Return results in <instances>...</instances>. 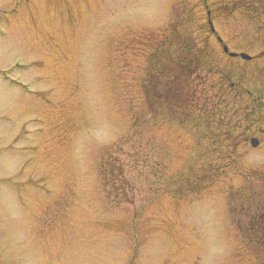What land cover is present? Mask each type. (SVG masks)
<instances>
[{"label":"rangeland","instance_id":"obj_1","mask_svg":"<svg viewBox=\"0 0 264 264\" xmlns=\"http://www.w3.org/2000/svg\"><path fill=\"white\" fill-rule=\"evenodd\" d=\"M254 4L0 0L6 264H264Z\"/></svg>","mask_w":264,"mask_h":264},{"label":"trees","instance_id":"obj_2","mask_svg":"<svg viewBox=\"0 0 264 264\" xmlns=\"http://www.w3.org/2000/svg\"><path fill=\"white\" fill-rule=\"evenodd\" d=\"M263 99H264V96H263ZM216 102V101H215ZM259 105H256L254 106L253 108L250 107L248 113H247V116H251L250 114H255L259 111ZM228 108V109H227ZM232 109L233 108H229L226 106V104L224 105V109H219L218 110V118L221 117H224V115H226L228 112H232ZM245 128H248L245 127ZM249 130L250 129H242V133L241 135H237V136H234L233 134V131H230L231 135H232V140L230 141L231 143V146H230V149H231V152L234 151V149H237L238 147L242 146L243 144H245V137L249 134ZM229 147V146H228ZM258 206V207H257ZM238 208L241 212H244V210H246V213L250 215L251 218H253L252 220H254L256 216V214H258L263 208H264V205L260 204V200L259 199H256L253 198V197H248L247 200H243L241 202L238 203ZM240 220V218H239Z\"/></svg>","mask_w":264,"mask_h":264},{"label":"flooded vegetation","instance_id":"obj_3","mask_svg":"<svg viewBox=\"0 0 264 264\" xmlns=\"http://www.w3.org/2000/svg\"><path fill=\"white\" fill-rule=\"evenodd\" d=\"M255 4L254 6L256 7L255 10V15L257 17V35H262L264 32V0H254ZM2 33V31H0ZM214 32V31H213ZM264 59V49L261 51V54L257 57L258 62H261ZM243 129H248V128H243ZM2 226L0 227V233H1ZM1 240V239H0ZM41 264H51L52 262L50 260H44L41 261ZM0 264H6L5 263V255L2 254L0 251Z\"/></svg>","mask_w":264,"mask_h":264},{"label":"water","instance_id":"obj_4","mask_svg":"<svg viewBox=\"0 0 264 264\" xmlns=\"http://www.w3.org/2000/svg\"><path fill=\"white\" fill-rule=\"evenodd\" d=\"M223 50H224V52H226V53L229 52V49H228V47H227L226 45L223 47ZM229 55L232 56V57L238 56V54L235 53V52H229ZM239 56H240L241 58L245 59V60H250V59H251V56L248 55L247 53H241V54H239ZM250 143H251V145H252L253 147H257V146L259 145V139L256 138V137H252V138L250 139Z\"/></svg>","mask_w":264,"mask_h":264}]
</instances>
